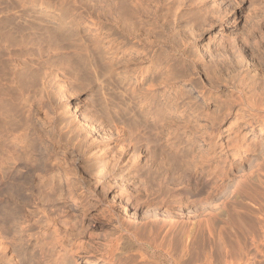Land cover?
Masks as SVG:
<instances>
[{
    "label": "rangeland",
    "instance_id": "374dc122",
    "mask_svg": "<svg viewBox=\"0 0 264 264\" xmlns=\"http://www.w3.org/2000/svg\"><path fill=\"white\" fill-rule=\"evenodd\" d=\"M0 103L20 264H264V0H0Z\"/></svg>",
    "mask_w": 264,
    "mask_h": 264
},
{
    "label": "bare ground",
    "instance_id": "6f19581e",
    "mask_svg": "<svg viewBox=\"0 0 264 264\" xmlns=\"http://www.w3.org/2000/svg\"><path fill=\"white\" fill-rule=\"evenodd\" d=\"M229 112H231V110ZM229 112H227V113H229ZM244 112L241 109H238V108H237L236 111L234 109L233 114H234V118H235L234 121L235 122H233V124H234L233 126H236L237 127L236 130H238V131H236V133H234L233 136H230L229 135L227 137V139L225 138L226 139L225 140L224 139V135L220 132L221 131L220 129L219 130L218 129H215V130L212 131V134L210 135V142L213 143V146L212 145L211 146H212V149H213L214 152L217 151V150H222L223 151V150H225L226 148L229 147L230 150H231V152H232V153H230V155L233 156V157H236V156H239V155L242 154L241 153L242 150H249V151H252V152H256L257 151V147H258L259 144L257 145V143H256L257 141H255V140L254 141H251L252 138L249 139V133H247V132L244 131L245 127L252 126L251 123H248L247 122L249 119L246 121V116H245ZM249 115H251V114H249ZM247 118H249V117H247ZM249 122H251V120ZM241 124H246V126L243 127V128H241ZM263 127L259 128V134L258 135H260V136L264 135ZM2 132H3V130L0 128V135H1ZM190 138H193V137H189V139ZM9 139H10V144L12 146L18 148V151H19V148L20 149L23 148V146H24V145L22 146V144H23L22 141L23 140L19 139V137L11 136ZM188 142H189V140H188ZM260 144H262V143H260ZM2 149H3V147H2ZM13 151H15V150H13ZM13 155L14 156H8L6 159L4 157H0V170L1 169H5V165L7 166V164H10V163L12 164L14 160L18 159V155L19 154H17V155L13 154ZM19 157H20V155H19ZM193 159H194V157H193ZM217 167L218 166H216V168ZM63 177H64L63 179L59 177L58 180L60 181V183H61L62 186H65L66 188L70 189L71 183L68 182V179H69L68 174L65 172L63 174ZM120 199H121V203H124L125 202L126 204L132 206L130 200L127 199L126 197H124L123 195H121ZM55 238H53V239H55ZM5 239H6V237H5ZM56 239L58 240L59 237L56 238ZM16 248L17 247H15V245H13V243L12 244L10 243V245L7 243L6 246L5 245L4 246H1V243H0V264H20L21 261L19 262V259L21 258V254L16 250ZM54 251L55 252L53 253V257L55 258V261L52 260L53 262H55L54 264H57L60 260H61L60 262L65 263V261H64L65 257L64 256H66V254L69 255V256H71V258H73L74 264H82V263L83 264L84 263L85 264H100L101 262H103L102 259H97L96 260V259L88 258V257H85V256L83 257V255L80 254V250L79 251L78 250H73L72 248H68L66 252L65 251H61V250H59V251L54 250ZM65 264H67V262Z\"/></svg>",
    "mask_w": 264,
    "mask_h": 264
}]
</instances>
